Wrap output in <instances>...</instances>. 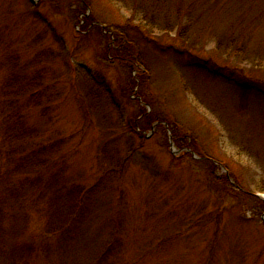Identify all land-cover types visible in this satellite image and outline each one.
Masks as SVG:
<instances>
[{
    "label": "rangeland",
    "instance_id": "374dc122",
    "mask_svg": "<svg viewBox=\"0 0 264 264\" xmlns=\"http://www.w3.org/2000/svg\"><path fill=\"white\" fill-rule=\"evenodd\" d=\"M18 111L35 135L9 146ZM73 186L82 209L46 233ZM263 187L264 0H0V264H264Z\"/></svg>",
    "mask_w": 264,
    "mask_h": 264
},
{
    "label": "trees",
    "instance_id": "16d2710c",
    "mask_svg": "<svg viewBox=\"0 0 264 264\" xmlns=\"http://www.w3.org/2000/svg\"><path fill=\"white\" fill-rule=\"evenodd\" d=\"M87 17H84L81 19V22L84 23L87 21ZM88 29V28H87ZM86 30V29H85ZM115 35H108V42L110 43V51L114 52V57H109L111 59H114V62L118 63V64H122V65H132L135 64V60H138V56L135 55V51L133 50V48L130 47V41L127 38H122L120 36L117 37H113ZM140 59V58H139ZM77 73L79 74V72L77 71ZM147 73L149 74V71L145 70V73L143 74V72L141 71V73L138 75L137 79L135 80V86L140 87V85L142 86V84H144L147 79L145 76H147ZM91 81H93V79H90ZM14 82V80H12ZM36 84V80H32L29 83L26 82V86L28 90H31L35 87ZM101 86V85H100ZM103 87V86H101ZM21 92H23V89L21 90H17L14 93L18 96ZM36 92H34L33 94L35 95ZM32 95V97L34 96ZM37 95V94H36ZM33 100V98H32ZM34 101V100H33ZM140 102V101H139ZM10 106H12L11 108H13V104L10 102L9 103ZM8 105V104H7ZM9 106V105H8ZM9 106V107H10ZM145 111L141 112V116L144 117L145 119L144 121H147V123L149 125L158 122L156 118H148L147 112L148 109L145 107L144 109ZM16 114H18L17 116L14 117H8V125L5 128V133H6V137L8 136L9 138H7L6 140V144L11 146V145H15L18 143H21L22 145H24V142L26 140H28L29 138H31L32 136H34L35 134H33V132L30 131V129H27L25 127V121L24 118L21 116L20 112L18 111ZM125 121V120H124ZM160 122V121H159ZM164 121H161L159 124L156 125V127H160V128H166L165 125L163 123ZM122 125H125L124 123ZM134 123L130 122V129L135 131L134 128ZM171 125V124H169ZM171 130H172V136L173 139L175 141V143H178V139L179 137L176 135V127L175 126H171ZM139 134L141 135V133L139 132ZM41 145H39L40 147ZM183 148H189L190 150H184L182 152L183 155H188L192 161H198V159H196V157H194V153L195 150L192 148V146L190 145V143H186V146H184ZM59 146L58 144H54L49 146H42L39 150H34L31 153H29L26 156H22V160L21 161H17L13 162V160L9 159L10 164H14V167L12 168L15 172L19 173L20 171L26 170L28 169L29 171H33V170H41L45 167L48 166V162H49V158L47 156H52L53 154H55L56 152H59ZM45 156H42V154H45ZM48 153V154H47ZM197 154V156H199V159H203V155L199 154V153H195ZM41 155V158H40ZM61 174H59L60 176ZM224 178L229 179L228 176L226 175ZM223 178V179H224ZM39 179L37 178V183H39ZM218 179H222L221 177H219ZM225 180V179H224ZM36 182H30L28 185L31 186L32 188H37ZM65 189V188H64ZM65 191H67L66 193V197H65V202L63 203V207L61 209L60 212H62V214L59 217V221H58V225L55 227L53 225L50 224V222H47V224L50 226L49 227V234H55V233H61L64 229H66L73 221L72 218L73 216H75L83 207V201L85 198V196L87 195V190H85L83 187H74L71 189H65ZM261 192L264 193V187L261 189ZM13 197H18V193H14L12 195ZM9 198H5L4 196H1L0 199V230L2 229L3 224L5 223V221L7 220V217H10L9 214L6 213V208H9ZM262 204L264 205V200L261 201ZM7 206V207H6ZM2 233L5 232V230H1Z\"/></svg>",
    "mask_w": 264,
    "mask_h": 264
},
{
    "label": "water",
    "instance_id": "95a60500",
    "mask_svg": "<svg viewBox=\"0 0 264 264\" xmlns=\"http://www.w3.org/2000/svg\"><path fill=\"white\" fill-rule=\"evenodd\" d=\"M170 146H171V150H172L173 153H177V152L180 151V150H177V149L175 148V143H174V141H173V138H172V135H171V134H170Z\"/></svg>",
    "mask_w": 264,
    "mask_h": 264
}]
</instances>
